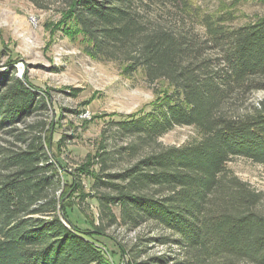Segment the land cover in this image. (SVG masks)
Returning a JSON list of instances; mask_svg holds the SVG:
<instances>
[{
	"label": "trees",
	"instance_id": "16d2710c",
	"mask_svg": "<svg viewBox=\"0 0 264 264\" xmlns=\"http://www.w3.org/2000/svg\"><path fill=\"white\" fill-rule=\"evenodd\" d=\"M188 4L65 1L60 13L86 53L168 88L140 110L104 118L96 151L64 190L48 147L49 93L15 68L0 72V264H116L101 235L127 264H264V192L227 167L237 156L264 163V99L246 105L263 86L264 15L234 26L205 15L201 39L183 24L187 10L171 24L160 19ZM177 125L193 126L199 139L161 143ZM113 135L126 140L111 147ZM82 177L91 179L87 194ZM73 193L90 229L67 218ZM87 197L95 216L81 206Z\"/></svg>",
	"mask_w": 264,
	"mask_h": 264
},
{
	"label": "rangeland",
	"instance_id": "374dc122",
	"mask_svg": "<svg viewBox=\"0 0 264 264\" xmlns=\"http://www.w3.org/2000/svg\"><path fill=\"white\" fill-rule=\"evenodd\" d=\"M65 1L0 0V72H9L15 68L18 77L30 81L39 92L47 90L49 93L51 131L48 147L51 156L57 157L63 166L60 168L64 180L61 190L73 186V177L69 172L81 164L87 154L96 151L104 118L116 113L140 110L155 99V92H164L168 88L164 82L149 86L142 73L127 76L121 72L117 63L104 62L86 53L81 39L72 36L71 27L60 13ZM188 1L187 8L180 15L174 9V13L160 19L165 24H171L187 10L191 17L185 14L183 24L193 27L201 39L206 31L202 22L205 15L226 16L227 24L232 26L264 15V0ZM262 84L261 88L250 95L247 106L252 107L264 99V78ZM113 136L115 139H109L111 147L126 140L118 135ZM199 137L200 134L193 126L177 125L159 140L165 145H184ZM227 167L253 188L264 192V163L237 156L227 163ZM81 184V192L87 194L91 191L90 178L82 177ZM72 192L73 188L69 190V193ZM81 198H78L77 193L71 195L66 203L67 218L82 230L90 229L77 207ZM81 206L88 213L96 215L97 204L94 198L87 197ZM60 212L63 213L62 209ZM117 230L130 237L134 235V231ZM105 232L107 235L112 234L110 229ZM99 240L110 260L116 264H127L123 257L121 260L114 241L106 235H101Z\"/></svg>",
	"mask_w": 264,
	"mask_h": 264
},
{
	"label": "water",
	"instance_id": "95a60500",
	"mask_svg": "<svg viewBox=\"0 0 264 264\" xmlns=\"http://www.w3.org/2000/svg\"><path fill=\"white\" fill-rule=\"evenodd\" d=\"M59 209L61 210V206H59ZM60 214H62L61 212H60ZM123 260L125 261V256L123 255Z\"/></svg>",
	"mask_w": 264,
	"mask_h": 264
}]
</instances>
